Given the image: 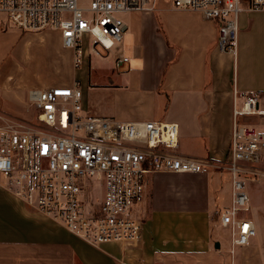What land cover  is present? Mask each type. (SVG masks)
I'll use <instances>...</instances> for the list:
<instances>
[{
  "label": "crops",
  "instance_id": "1",
  "mask_svg": "<svg viewBox=\"0 0 264 264\" xmlns=\"http://www.w3.org/2000/svg\"><path fill=\"white\" fill-rule=\"evenodd\" d=\"M150 4L149 10L124 14L123 45L129 63L120 71L111 58L98 57L106 66L95 63L91 70L88 55L74 70L71 52L62 48L57 32L47 30L56 33L63 49L58 59L63 65L57 67L47 47L49 34L24 36L3 24L0 32H15L25 51L36 46L44 53L40 75L58 79L33 86L6 67L0 73V104L14 115L22 111L29 90L66 87L78 80L90 116L128 123L173 122L179 131L174 153L212 167L205 174L157 172L146 177L144 199L135 207L136 218L144 223L139 250L115 243L100 249L89 246L6 192L0 179V264H264V256H256L264 244L232 247L221 233L218 212L230 205L231 180L217 168L230 147L233 90L258 92L259 113L240 122L264 133V11L240 13L233 55L218 47L216 21L175 9L171 0ZM12 47L0 55V69ZM66 75L67 82L62 78ZM251 196L252 213L244 217L257 232L261 218L253 211L264 207V198L258 201L254 192Z\"/></svg>",
  "mask_w": 264,
  "mask_h": 264
},
{
  "label": "built area",
  "instance_id": "2",
  "mask_svg": "<svg viewBox=\"0 0 264 264\" xmlns=\"http://www.w3.org/2000/svg\"><path fill=\"white\" fill-rule=\"evenodd\" d=\"M171 2L175 9L216 21L218 47L233 55L240 13L264 11V0ZM150 5V0H89L82 8L78 0H0V14L24 32H57L62 48L72 54L74 70L88 55L111 58L120 71L129 63L122 16ZM27 103L23 117L0 112L1 186L93 248L109 243L141 248L144 223L136 218L135 207L144 199L148 175L205 174L212 167L174 153L179 131L173 122L90 116L78 80L66 87L31 89ZM258 104V92L233 90L230 147L217 167L231 180L230 205L218 215L232 247H245L256 236L254 223L244 217L250 207L246 181L263 176L254 167L264 160V133L240 120L257 115ZM95 186L102 191L99 200Z\"/></svg>",
  "mask_w": 264,
  "mask_h": 264
},
{
  "label": "rangeland",
  "instance_id": "3",
  "mask_svg": "<svg viewBox=\"0 0 264 264\" xmlns=\"http://www.w3.org/2000/svg\"><path fill=\"white\" fill-rule=\"evenodd\" d=\"M88 3H89V0H78V4L82 8H86ZM123 17H124V15L122 16V18ZM0 23L2 25L7 24V28L10 31L16 30V27H14L9 21H7L5 14H0ZM14 33L15 32H9L8 31V32L3 34L2 32H0V55L3 52H5L8 49V47H10V45L13 46L12 49L10 50V52H8L9 54H7V57L5 59L4 64L1 66L0 73H2L6 69V67H9V68L15 70L16 71L15 73H19L18 76H20L19 79L21 81H24L27 84L29 83L33 86H37L40 84L49 85L53 81L57 80L58 79L57 76L43 77L40 75L41 67L43 66L44 62H46V58H45L44 53L42 51H40V49L37 48L36 46H32L30 50L25 51V49L23 48L24 46L21 44L20 41L17 40L16 35ZM26 33H28L27 34L28 36L32 35V37H34L33 36L34 34H37V33H33V32H24V31L22 32V34L24 36L26 35ZM44 33L49 34V37L47 38V47L55 55L56 66L58 67L59 63H60V66H62L63 65L62 62L58 61V59L61 60L60 54L63 53V49L58 47V44H57V41L55 38V36L57 37L56 33L51 32V31H49V32L45 31ZM53 54H50L49 59ZM100 60L101 59H98L94 56L90 57L89 65H90L91 70L95 69L94 68L95 63L98 64L99 66H106L107 61H100ZM38 74L41 77H38L39 76ZM69 77H70L69 75H66V76H63L62 78L64 81L67 82L70 79ZM27 108H28L27 95H26L25 103L23 104L22 111L18 110L17 113L14 115L9 114L5 110L4 104H2V105L0 104V112L4 115H10L13 117H23V115H25V110ZM29 110L31 113L32 109L30 108ZM19 113H22L23 115L19 116L18 115ZM258 167H259L258 169L264 170L263 163L258 165ZM254 168H257V167H254ZM246 189H247V193L249 195V199L252 197L251 195L253 192L257 195L255 197V199H257L258 201H260L262 196L264 198V174L257 181H253V182L246 181ZM101 194H102L101 189H99L98 186H95L94 198L99 200L101 197ZM263 198H262V200H263ZM251 211H252V209L250 206L249 211H248L249 214L252 213ZM253 212H254L255 217L261 218V223L258 227L256 237H254L252 239L251 245L249 246V248H251V247L252 248H259L261 246V244H264V207H256L255 211H253ZM221 233L223 234V236H225V238L230 239L229 232L227 230L222 229ZM256 256L259 258L261 256H264V249L260 253L258 252V254H256Z\"/></svg>",
  "mask_w": 264,
  "mask_h": 264
},
{
  "label": "bare ground",
  "instance_id": "4",
  "mask_svg": "<svg viewBox=\"0 0 264 264\" xmlns=\"http://www.w3.org/2000/svg\"><path fill=\"white\" fill-rule=\"evenodd\" d=\"M257 233V232H256Z\"/></svg>",
  "mask_w": 264,
  "mask_h": 264
}]
</instances>
